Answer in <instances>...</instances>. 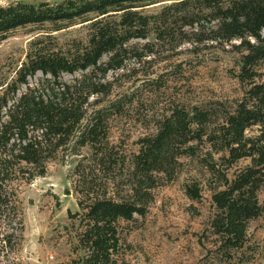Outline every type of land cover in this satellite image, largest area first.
<instances>
[{"label":"trees","instance_id":"obj_1","mask_svg":"<svg viewBox=\"0 0 264 264\" xmlns=\"http://www.w3.org/2000/svg\"><path fill=\"white\" fill-rule=\"evenodd\" d=\"M152 7L158 10L145 12ZM78 25L86 30L85 39L59 40L57 34ZM26 27L38 32L15 81L27 86V79L37 73L44 78L11 102L4 93L0 97V258L11 260L22 229L13 184L43 177L47 163L63 150L77 154L88 147L89 155L81 156L75 166L80 212L69 214L78 222L77 264H117L118 222L143 216L156 175L172 179L180 159L195 156L196 144L204 141L215 154H222L219 160L225 170L250 160L232 179L214 163L208 164L219 181L212 193L216 214L211 229L226 250L242 248L248 222L264 209L258 199L264 186V81H256V68L264 61V0H62L0 6V38ZM149 38L194 45L238 41L233 46L241 55L237 77L248 89L234 112L210 132L207 113L174 109L155 134L139 139L130 163V194L116 200L106 190H96L98 173L112 168L108 114L103 109L89 111L90 99L108 94L109 84L86 73L98 71L105 77L121 68L132 40ZM107 55L108 62L102 63ZM79 72L82 77L73 83L62 80V75ZM254 127L256 133L248 135ZM186 194L192 200L201 197L195 184L186 187Z\"/></svg>","mask_w":264,"mask_h":264},{"label":"rangeland","instance_id":"obj_2","mask_svg":"<svg viewBox=\"0 0 264 264\" xmlns=\"http://www.w3.org/2000/svg\"><path fill=\"white\" fill-rule=\"evenodd\" d=\"M60 1L0 0V6ZM157 10L158 7H152L145 12ZM37 32L36 28L26 27L0 38V97L4 93L10 102L25 92L27 86L34 87L44 78L37 73L27 79V86L15 81L18 69L26 60L29 42ZM57 36L61 42L69 43L85 39L86 30L78 25ZM238 43L194 45L179 39L132 40L122 57L121 68L109 71L105 77L98 71L86 73L96 81L109 84L108 94L90 99L89 111L103 109L108 114L107 137L112 155L109 159L112 168L98 173L96 190H106L116 200L130 194V163L138 152L139 139L155 134L160 122L174 109L207 113L208 132L234 112L248 89V84L241 83L237 77L241 55L233 46ZM109 57L104 56L101 62L107 63ZM256 70L259 73L256 81H264V61ZM82 75V72L65 74L62 80L73 83ZM255 133L256 127L247 131L248 135ZM196 146V155L181 158L172 179L162 173L156 175L157 183L148 190L150 201L143 216L118 222L120 248L114 257L117 264H264V209L258 218L248 222L242 248L226 250L210 226L216 214L212 193L219 188V181L217 175L209 172L208 164L214 163L217 170H224L232 179L250 160H241L225 170L219 160L222 154H215L205 141ZM90 152L88 147L80 148L77 154L63 150L47 163L43 177L13 184L22 229L18 232L19 246L10 253L11 260L1 257L0 264H12V261L77 264L81 255L76 248L78 222L69 214L80 212L75 166L81 156L87 157ZM192 184L200 190L198 200L186 194V187ZM258 199L264 208V186Z\"/></svg>","mask_w":264,"mask_h":264}]
</instances>
